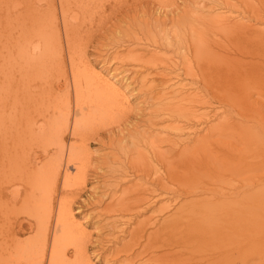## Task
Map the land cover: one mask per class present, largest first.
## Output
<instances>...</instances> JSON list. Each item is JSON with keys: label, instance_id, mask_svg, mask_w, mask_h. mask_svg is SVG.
Wrapping results in <instances>:
<instances>
[{"label": "bare ground", "instance_id": "6f19581e", "mask_svg": "<svg viewBox=\"0 0 264 264\" xmlns=\"http://www.w3.org/2000/svg\"><path fill=\"white\" fill-rule=\"evenodd\" d=\"M172 1L174 0H0V264H95L89 254L92 244L98 247L99 259L104 258L107 264H156V261L165 259L170 261L167 264H171L173 254L181 264H216L215 258L221 261L227 258L225 260L230 264L232 261L237 264L239 258L241 264H259L258 259H264V238L259 240L264 234V178L258 186L222 194L213 187H202L201 192H211V195L203 196L197 201L202 207L201 213H189L187 209L183 222L177 223L175 215L179 211H173L175 207L170 200L151 212L150 198L155 189L142 180L152 178L169 195L170 183L176 173L185 174L191 166L195 169V160L199 161L204 152L203 147L198 149V146L191 145L193 143L189 144L192 135L195 142L202 146L198 141L204 129L202 121L210 117L203 109L207 99L205 93H201V86L191 90L186 88V82L174 83L170 59H164L159 51L134 54L133 60L136 62L151 69L158 68L159 71L155 72L161 78L150 79V88L144 95V102L150 106V116L146 118L141 114L142 108L132 102L133 95L127 89L128 84L123 85L119 77L111 72L112 75L109 76L88 59L89 39L86 40V37L95 23L99 29L106 22L100 21L105 11L130 16L132 11L137 10L134 3L144 2L146 12L154 9L157 3L166 2L164 5L168 6ZM259 1L263 3L264 9V0ZM99 14L101 15L98 16ZM121 16L118 17L122 19ZM203 17L198 18L200 24H204ZM215 17L222 18L218 13ZM215 17L211 15L206 20H210L209 24L219 23L220 20ZM257 19L264 21V15L258 13ZM116 24L113 23L115 26ZM209 24L208 26L215 28L213 24ZM203 26V29L207 28ZM236 26L243 31L249 27L254 28L253 23L246 24L244 21L236 23ZM193 28L196 29V33L193 32L196 39L192 43L196 45L194 53L199 67L196 75L201 78L199 82L203 81L205 84L209 69L204 66L202 55L211 45L204 48L203 52L205 49L206 51L203 53L206 37L200 27L193 25ZM181 30L180 34L183 36L185 32L181 33ZM151 31L149 35L144 34L145 40L150 41L149 46L159 47L165 43L166 48L167 44H172L169 37L160 39L156 29ZM140 36H130L131 44L142 41L144 36ZM137 46L129 49V52L137 53ZM181 48L185 49L184 45ZM263 48L264 36L253 38L250 50L256 58H264ZM247 50L244 53L250 54L249 48ZM214 51L213 55L219 54ZM221 53L222 50L217 56L223 60L220 61L224 62V66L219 67L218 59L212 63V73L218 76V79L215 78L217 87L233 91L235 86L242 87L253 81L254 77L258 80L263 76L254 66L256 62L251 64L250 70L245 67L241 74L236 62H239V67H244L242 63L246 61H242L243 58L238 61L236 55L230 58L229 54ZM183 59L186 60L183 62L184 67L192 69L190 56L185 54ZM231 59L235 63H227ZM118 69L119 67L114 68L116 71ZM178 76L177 79L180 77ZM112 77H116L115 80ZM248 94L249 109L263 113L264 83L259 86L255 95L251 92ZM228 100L234 102L230 98ZM134 112L138 115L135 116ZM193 120H196L194 125L190 124ZM225 123L228 124L227 121ZM253 125L250 123L246 127L252 129ZM253 134L250 133L252 137L249 138L251 146L260 145V156L264 160V134L257 135L255 131ZM94 140L112 148L109 156L107 155L110 158L101 163L104 166L110 165L105 171L95 166L96 160L91 152ZM210 157L207 158L208 162ZM211 159L213 161L215 157L212 155ZM91 178L94 179L93 182L90 181ZM134 180L136 181L133 183ZM91 183L95 186H90ZM91 205L96 209L95 216H104L106 223L111 222L109 227L114 232H121L120 236L108 233L111 240L103 238L100 233L103 225L96 220L99 233L94 239V234L87 231L85 222L79 218L82 216L87 220L84 213ZM223 207L229 208V211H222ZM232 208L239 210L233 211ZM220 210L223 212L221 215L218 214ZM147 212L149 214L145 219L138 220L137 225L128 232L126 225L133 220L130 216L139 218ZM252 213L258 214L247 221ZM218 217H229L247 227L253 225V230L263 226L258 238L255 237V232L253 242L251 236H247V242L251 241L254 252L242 254L240 249L245 242L236 244V251L232 252L235 255L232 257L226 250L217 255L205 253L203 226L213 224L211 219ZM29 231H33V234L21 238V234ZM127 234H130V238L124 240ZM105 241H111L108 243L115 245L107 257L106 251L109 248ZM160 251L164 254H159Z\"/></svg>", "mask_w": 264, "mask_h": 264}, {"label": "rangeland", "instance_id": "374dc122", "mask_svg": "<svg viewBox=\"0 0 264 264\" xmlns=\"http://www.w3.org/2000/svg\"><path fill=\"white\" fill-rule=\"evenodd\" d=\"M250 1L251 2H249V0H248V2H247V0H231V1L230 0H174L170 3H168V6L164 5V3H166V2H161L159 4L157 3V5L155 6L154 9H152V10L148 9V10H146V12H145V5H143L144 2L134 3V7H137L138 11L137 10L132 11L130 13V16L127 15L126 13L121 14V12H117V13L113 14L111 10L105 11V13L102 14V16H104V17H102L103 19L100 18V21L102 23L104 20H106V22H104L102 24V26L99 27V29L96 28L97 26L95 23L93 30L90 31L88 33V36L86 37V40L89 39L88 48H87L88 59L91 62H93V64L96 67H98L100 70H103L106 74L108 73L109 76L113 74L117 78L119 77V80H120V82L123 83V85L125 84L127 86V84H128L129 87H127V89L131 90L132 95L135 97V99H134V97L132 96V98H133L132 102L135 104L137 103L138 106L142 108L141 114H143L144 117L146 116V118H148L147 116H150V106H149V104H147V102H144V99L146 97L144 95L147 92V90L150 88L149 87L150 79L153 80L154 78L155 79L159 78L161 80V78H160V76L158 77V75H156V72L159 71V70H157L158 68L157 69H155V68L151 69L147 65H144L140 62L138 63V61L136 62L135 60H133L134 54H136V55L146 54V53L151 54L152 52H158L159 51L160 55L163 56L164 59H167V60L170 59L169 63L172 65V68H171L172 74L171 75L174 76L173 77L174 83L177 84V82L180 81V84H183L186 82L187 83V84L185 83L186 86L188 85L186 88L187 89L190 88L191 90H193V89L196 90L197 87L201 86V89H202L201 93L202 92L205 93L204 96H206L207 104L204 105L205 107H203V109L205 110V112L207 111L206 115H207V113L210 115V117H209L210 119L208 118V119H206V121L205 120L202 121L204 129L201 133L202 137H200V139L198 140L202 146H200V144L198 142L197 143L195 142V139H193L194 136L191 135V137L189 139V144L193 143L191 145L194 147L198 146L197 147L198 149L203 147V151H204V152L202 151L203 153L200 155L201 159L199 158V161H198V159L195 160V163L193 164V165H196L195 169L193 166H191L189 168V170L186 172L187 174L185 173L186 175L183 172H177L178 174L176 173L174 180L170 183L171 192L169 195L167 194L166 190H164L162 185L156 183V181H153L152 178H150L148 180L145 179L146 182L144 180H142L144 183H146L147 186H150V188L153 187L155 189V192H153V195H151V198H150L151 202H152L151 203L152 204L151 212L155 208L158 209L164 203H166L168 200H170V201H172L171 203H173V205L175 207V209L173 211L174 212H176L177 210L179 211L175 215V218L177 219L176 220L177 223H179L180 221L183 222V220L186 219L183 217H184V214L187 213L186 212L187 209H188L189 213L191 211H193V212L196 211V212L201 213L202 207L199 203L197 204V201H199V198H202L203 196L211 195V192H206V193L201 192L202 187L203 188L204 187H210V188L213 187L216 191H219V194H222V192H230V191L235 192L238 190H245L247 188H250L249 186H251V187L252 186L254 187V185L258 186V183L260 184V180L262 178H264V160H263V157L260 156V149H261L260 145H258L257 147L253 146V145L251 146L252 142L249 139L252 137L250 135V133L253 134L254 131L257 133V135L264 134V112L262 111L263 113L259 114V111L249 109V107L247 105V98H249L248 93L251 92L252 94L255 95L256 91L259 90V86L264 83V58H259V57L256 58V55L252 54L251 50H250V47L252 46L253 38H255V37L258 38L259 36H264V21L257 19L258 13L264 15V9H263V5H262L263 3H261L259 0H250ZM226 2H228L229 4ZM141 6H143V7H141ZM163 6H165V7H163ZM238 8H240V9H238ZM206 13H208V14L212 13L211 15L213 18L215 17V15H217V13L220 14L222 18L215 17V19L220 20L221 23L220 22H219L220 24L215 23V22L211 23L215 26V28H213V26L211 28L210 26H208V24H209L208 22L210 20L208 22L206 20L211 15L209 16L207 14L208 15L207 16ZM100 15L101 14H99L98 16H100ZM120 15H122L121 16V17H123L122 19L118 17ZM123 15H125V16H123ZM203 15H206L207 17L205 16V18H204ZM195 16L197 17V19ZM198 16L203 17V21H204L205 25L200 24L198 22V20H199ZM124 17H126V18H124ZM96 19H98V18H96ZM178 20H179V22H178ZM183 21L185 23H182ZM241 21H244L246 24L253 23L254 28L251 29L249 27L251 30L249 28H247L246 30L243 31V30L239 29V26L235 27L236 23L241 22ZM227 22H228V24H227ZM113 23H115V24L117 23L116 26L113 25ZM177 23H178V25H176ZM232 23H235V24H232ZM191 24L195 25V27H197V28L200 27V29L203 31L204 36L206 37V43L204 44L206 47L203 45L202 52H203L204 48L207 49L211 45L210 46L211 48H209L208 51H206V49H205L206 53H204L205 52L204 51L203 52L204 55H202L203 56L202 61L205 64L204 66H206V68L209 69V70H207V77L204 80L205 84H203V81H202V83H200L199 79H201V78L199 75H196L199 73V71H198L199 67H198V65H196L197 59L195 58V53H194V49L196 48V45L194 43H192L196 39V34H195V36L193 35L194 31L196 33V29L193 28V25L190 26ZM211 24H209V25H211ZM215 24H217V26L218 25H220V26L217 27ZM174 25H176L177 28ZM203 25L207 28L203 29L202 28ZM226 25H228V26H226ZM230 25H231V27H230ZM180 27H182V28H180ZM95 28H96V30H95ZM149 29H150V31H151V29L152 30L156 29L158 32V38H160V39H162V37H169V39L173 41L172 44H167V42L165 40V42L167 44L166 48L164 47L165 43H164V45H161L162 47L161 46L158 47V46L151 45V44L149 46L150 41L145 40L146 36H144V34H146V33H147V35L151 34ZM180 29H182L181 33L185 32L183 36L186 39V41L184 38H181L183 36H182V34H180ZM212 29H213V31H211ZM184 30H186L188 32H186ZM178 31H179L180 37H179ZM91 33H92V35H91ZM132 33H134V34H132ZM135 34H137L138 36L141 35L140 38L143 36L144 37H143V39H141L142 41H139L137 44H131L130 36H135ZM163 34H166V35L164 36ZM177 35L179 38L177 37ZM190 35H191V37H190ZM170 36L172 39L170 38ZM185 36H187V38ZM192 39H193V41H192ZM187 40H189V41L187 42ZM177 42L179 44H177ZM185 42H187V43H185ZM169 43H171V41ZM188 44H191V45H188ZM238 44H239V47H238ZM240 44H242V45H240ZM183 45H184L185 49L181 48V46L183 47ZM135 46L138 47V50H136L137 53H130L129 49H133ZM187 47L190 49H187ZM191 47H192V49H191ZM227 47H229V49ZM236 47L238 49L240 48L242 50L239 51L238 49H236ZM140 48H142V49H140ZM243 48H245L244 49L245 51L243 50ZM247 48H249L250 54L244 53V52H248V50L246 51ZM150 49H152V50L150 51ZM181 49L184 51H182ZM210 49L216 50V53H219V54L222 50V53L223 54H225V53L229 54L228 55L229 57L230 56L233 57L236 55V57L238 58V61L240 58H241V60L243 58L242 61H246V62H244V64L242 63V65L244 67H242V66L239 67L238 66L239 62H236L237 68H239L238 72L241 71L240 72L241 74L245 71L244 70L245 67L248 70H250L251 64L256 62L254 64V66L261 71L263 76H261L258 80H257V77H254L253 81H250V83L247 85L244 84L242 87L240 86L241 88L239 87V85L235 86L233 88V91H226V89H222L220 87H217L215 82H217L216 79H218V76L217 75L215 76V73H212L214 71V68L212 67V63H214L219 58V56H217L219 54H217V55L214 54L217 56L215 58V56L212 54L215 51L213 50V52H212V50H210ZM141 50L144 53L143 52L141 53ZM261 50L264 53V48ZM148 51H149V53H148ZM217 51H219V52H217ZM241 51H242V53H241ZM138 52H140V53H138ZM207 52H210L211 55H210V53H207ZM185 54L186 55L188 54V56H190V58H191L190 61H192V63H193L192 64L193 70L189 69V68L187 69L186 66L184 67L185 64H183V62L185 63L186 60H184L183 58H184ZM245 54H247V55H245ZM181 55L183 56V58ZM232 57H230V58H232ZM205 58H207V59H205ZM218 60H219V67L222 68L224 66L223 65L224 62L220 61L222 59H218ZM173 61H174V63H173ZM175 63L178 65L176 66ZM227 63H235V61L233 59H231ZM220 64H222V66ZM112 66H115V67H112ZM116 67H119L118 71H121V72L118 73V71L114 70V68H116ZM112 68H113V70H112ZM130 69H131V71H130ZM190 70L194 71V72H191ZM132 71H133V73H132ZM177 73H179V74H177ZM177 76L179 77L178 79H177ZM116 77H112L111 79L115 80ZM190 83H191V85H190ZM124 88H126V87L124 86ZM205 88H208V89H205ZM133 89H135L134 92H133ZM228 98H230L234 102H230L228 100ZM147 100H148V98H147ZM143 103H145V104H143ZM141 105H143V107ZM172 106H174V105H171V107ZM146 107H148V109H145ZM247 109L250 111H248ZM167 111H169V110H167ZM238 112H240V113H238ZM134 113H135V116L138 115L137 112H134ZM240 114H241V116L239 117ZM195 121L196 120H193L192 122H190V124H192V123H193L192 125L196 124ZM226 121L228 122V124L225 123ZM250 123L254 124L252 126V129H249L246 127V125H248V124L250 125ZM228 125L229 126L233 125V127L232 126L229 127ZM217 126H218V128H217ZM212 129L213 130L218 129V131L213 132ZM209 130H210V133H209ZM203 138L208 140V142ZM258 139H260L259 136H258ZM94 142L95 143H92V146H91V152H92V155L94 156V159L96 160L94 162L95 166H99L100 169L105 171L107 169V166H110V165L104 166V165H102L103 164L102 161H104L107 158H110V157H107V155L109 156L110 152L112 151V148L109 145L101 144L98 141L96 142L94 140ZM214 147H216V148H214ZM204 148H206V149L204 150ZM207 151H209V152H207ZM205 152H207V153H205ZM210 155H211V157H212V155H213V157H215V160H213L214 162L211 161L212 159H211ZM103 157H104V159H103ZM209 157H210V159H209L210 162H208V159H207ZM94 163H93V166H94ZM179 173H182V174H179ZM90 181L93 182L94 179L91 178ZM135 181L136 180H134L132 182L134 183ZM92 185H94V184L91 183L90 186H92ZM185 185H186V187H185ZM204 185H208V186H204ZM220 190H222V191H220ZM187 191H189L190 193H187ZM193 191H195V192H193ZM233 196H236V194H234ZM206 206L207 205H205V207ZM254 206H255V204H254ZM193 207H195V208H193ZM92 208H93V210H92ZM76 209H77V207H76ZM95 210H94V207H92V205H91V207H89L88 210H86V212L84 214H85V217L86 216L88 217V218L86 217L87 220H85L82 216H79V218L85 222V226L87 228V231L92 232L94 234V239L96 238L97 234L99 233L98 226H97L98 221L101 223V225H103V227L101 229L102 231H100L103 238H108L111 240V237H108L109 234H112V236H118V235L120 236L121 232H119V231L114 232L112 227H109V225H111V222L106 223L107 221H105L106 219H104V216H102V217L95 216V213H96V212H94ZM232 210L237 211L239 209L232 208ZM222 211H224V212L229 211V208L223 207ZM222 211L220 210L221 213L219 212L218 214L221 215L223 213ZM91 214H92V216H91ZM148 214L149 213L147 212L144 215H140L139 218L138 217L135 218V216H130V217H133V220L131 221L130 224H128L126 222L127 223L126 226L128 227L127 229H129L128 232H130L137 225L138 220L145 219V217ZM257 214L258 213H252L251 217L247 221L253 219V216H255ZM217 215H216V217H217ZM223 216H224V214H223ZM99 218H101V220L103 219L102 222L105 223V225L101 222V220H99ZM23 220H24V218L21 220V222ZM96 220H98V221H96ZM211 220H213V224L210 223L211 225H209V223H207L203 226V228H204L203 232H204V237H205L204 238L205 239V242H204L205 245H203V246L206 249L205 253L207 252V254L210 253L212 255H217L220 251L226 250V252L232 257L233 255H235V253L232 254V252L234 250L236 251V244L245 243V242L246 243L244 245H242V248L240 249V251L243 252L242 254H244L245 252H250V253L254 252L253 251V245H251V241L253 242L252 237L254 236L255 232H257V235L255 236V237H257L260 234V229L263 226L260 225V226H258V228L256 230H253V228H254L253 225H248V227H247V225L240 223V222H235V221L229 219V217L228 218L218 217V218L211 219ZM157 226L155 228H157ZM177 232H179V231H177ZM29 234H33V231L24 232L23 234H21V238H23V237L25 238V236H29ZM247 236H251L250 243L247 242ZM261 236H263V237H261L259 240H262L264 238V234H262ZM126 237H125L126 239L124 238V240H129L130 234L129 235L127 234ZM108 242H111V241H105V243L108 244L107 246L109 248V250L106 251V257H107V254H109L112 251V249L115 247V245H113V244L110 245V243H108ZM232 245H234V246H232ZM97 249H98V247L96 246V244H92L90 247V253H89L92 256L95 264H107L104 258L99 259V256L97 255ZM216 249H218V251H215ZM176 250H178V249H176ZM162 253L164 254L163 251L159 252V254H162ZM236 256H237V254H236ZM173 258L175 261L172 260L171 264H174L173 262H175V264H177V263L181 264V263H179V261L176 260L175 254H173ZM215 259H216L215 260L216 264L217 263L218 264H227L228 263L226 261L227 258H225L226 260L225 259L222 260V261H225L226 263L222 262L220 259L218 260V258H215ZM97 260H99V261H97ZM258 260H259V264H264V259L259 258ZM237 261H238L237 264H241L240 258L237 259ZM164 262H165V264H167V262H170V261H167L166 259H165V261L164 260H158V261H156V264L157 263L158 264H161V263L164 264ZM229 262H231V261H229ZM206 263L207 262H204L203 264H206ZM233 263H234V261L231 262V264H233ZM114 264H116V263L114 262ZM123 264H125V263H123ZM132 264H134V263H132ZM210 264H214V262L213 263L210 262ZM228 264H230V263H228Z\"/></svg>", "mask_w": 264, "mask_h": 264}]
</instances>
